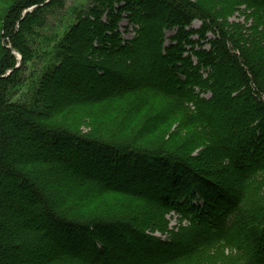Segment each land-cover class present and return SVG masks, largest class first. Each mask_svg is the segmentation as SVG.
<instances>
[{"label":"trees","instance_id":"trees-1","mask_svg":"<svg viewBox=\"0 0 264 264\" xmlns=\"http://www.w3.org/2000/svg\"><path fill=\"white\" fill-rule=\"evenodd\" d=\"M71 1L0 0V264H264V0Z\"/></svg>","mask_w":264,"mask_h":264},{"label":"rangeland","instance_id":"rangeland-1","mask_svg":"<svg viewBox=\"0 0 264 264\" xmlns=\"http://www.w3.org/2000/svg\"><path fill=\"white\" fill-rule=\"evenodd\" d=\"M72 4V1L71 0H68V2H67V6H69V5H71ZM246 10V7L245 6H239L237 9H236V11H234V14H232L231 16H229L228 18H227V23L229 24V25H232V24H234V25H238V24H245L246 23V21H245V17H244V11ZM27 12V11H26ZM25 12V13H26ZM64 10H62V11H59V12H57L56 14H55V16H53V17H50V20H49V22H50V24H49V26H48V28L46 29V32H45V34H47V35H52V34H54L59 28H60V25L61 24H63V23H65V17H64ZM125 16H126V14H125ZM157 20V19H156ZM156 20H154L153 22L151 21V22H149L150 24L151 23H153V24H155V21ZM246 27H250L251 25H252V20H250L249 22H247L246 24ZM129 26V21L127 20V18H125V19H123L122 20V22L120 23V25H119V30H120V32L122 33V36H123V38L125 39V40H129V39H131V37H133V35H134V33L131 31L132 30V28L131 27H129V30H128V32L126 31V27H128ZM201 27V23L199 22V21H195L194 23H193V28H195V29H199ZM64 32V31H63ZM173 35H175V31H168L167 32V38H168V40H167V42H166V45L168 46L169 44H170V37H172ZM195 39H198V37L197 36H195L194 37ZM208 38L209 39H213V36H212V34H209L208 35ZM206 44V47L207 48H209L210 46H209V44L208 43H205ZM18 54V53H17ZM229 68H226L223 72H221V73H219V75L221 76V74H222V77L224 78V80L226 81V82H230V79H229V77H228V73H229V70H228ZM31 70L32 69H30V70H28L27 71V74H30V72H31ZM129 77H132L131 75H129ZM94 77H91V78H89V80H83L82 81V83H84L83 84V88L84 87H89V88H91V86H92V84L94 83L93 81H94V79H93ZM141 79H143V76L141 77ZM62 86H63V84H62ZM58 87V86H57ZM99 88V87H98ZM95 91V90H94ZM97 91V90H96ZM59 95H69V93H67L66 91H65V89H63V87H61V88H59V90H58V95L57 96H59ZM238 108V107H237ZM237 108H234V110H233V112H236V110H237ZM218 116H220V117H223V119L226 121V124H227V129H229L230 128V126H229V120L227 119V114H225V113H219L218 114ZM28 138L29 139H35V137L33 136V135H31V134H28ZM32 151L33 150H36L35 148L33 149H31ZM36 152H38L39 153V150H37ZM21 154V153H20ZM19 154V155H20ZM22 157L24 158V159H26V160H28V159H30V157L29 156H27V155H25V154H23L22 155ZM67 168H65V170H66ZM13 186H15L16 187V185L14 184ZM235 188V186H233V189ZM15 194L16 195H21L22 194V191L20 190V189H16V192H15ZM24 206H25V208H29V209H31V210H33V212L34 213H38V211H39V209H37L33 204H32V202L30 203V202H28V201H25L24 200ZM174 217H170L169 219L171 220V227L173 228L174 226H176V224H177V221H176V217H175V215H173ZM21 218H23L22 217V213H18V219L20 220ZM43 221V219L41 220V217H37L36 218V223L35 222H32V223H30L29 225H37V226H39L40 224H39V222H42ZM155 236H157V237H162L159 233H157V234H155ZM15 240H21L22 238H23V236L22 235H15L14 237H13ZM43 249H41V251H42ZM253 250L254 251H256V250H258V248H254L253 247Z\"/></svg>","mask_w":264,"mask_h":264},{"label":"water","instance_id":"water-1","mask_svg":"<svg viewBox=\"0 0 264 264\" xmlns=\"http://www.w3.org/2000/svg\"><path fill=\"white\" fill-rule=\"evenodd\" d=\"M32 10H33V9H32ZM32 10H28L27 12H30V11H32ZM27 12H26V13H27ZM20 59H21V58H20ZM20 65H21V63H20L17 67H20Z\"/></svg>","mask_w":264,"mask_h":264}]
</instances>
